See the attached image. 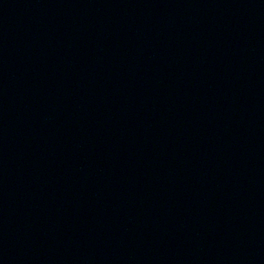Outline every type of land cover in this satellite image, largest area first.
<instances>
[{
  "label": "water",
  "instance_id": "1",
  "mask_svg": "<svg viewBox=\"0 0 264 264\" xmlns=\"http://www.w3.org/2000/svg\"><path fill=\"white\" fill-rule=\"evenodd\" d=\"M0 264H264V0H0Z\"/></svg>",
  "mask_w": 264,
  "mask_h": 264
}]
</instances>
